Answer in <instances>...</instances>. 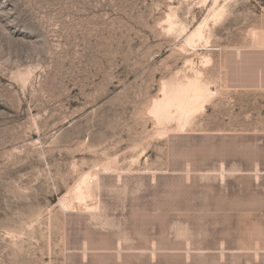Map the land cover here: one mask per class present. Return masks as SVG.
<instances>
[{"label":"rangeland","instance_id":"rangeland-1","mask_svg":"<svg viewBox=\"0 0 264 264\" xmlns=\"http://www.w3.org/2000/svg\"><path fill=\"white\" fill-rule=\"evenodd\" d=\"M0 264H264V0H0Z\"/></svg>","mask_w":264,"mask_h":264},{"label":"bare ground","instance_id":"bare-ground-1","mask_svg":"<svg viewBox=\"0 0 264 264\" xmlns=\"http://www.w3.org/2000/svg\"><path fill=\"white\" fill-rule=\"evenodd\" d=\"M191 84V83H190ZM193 84V82H192ZM191 84V85H192ZM188 86V85H187ZM193 86V85H192ZM195 86V85H194ZM192 88V87H191ZM192 90V89H191ZM196 90V89H193V91ZM190 91V90H189ZM196 93V92H195ZM192 94V95H196V94ZM164 98V97H163ZM166 98V97H165ZM181 99H182V93H179L175 98H166V99H162L161 100V103L156 107L158 112L159 113H163L167 110V108L170 106V105H173V104H178L180 106V102H181ZM164 102V103H163Z\"/></svg>","mask_w":264,"mask_h":264}]
</instances>
